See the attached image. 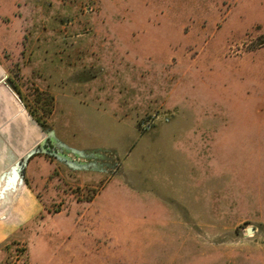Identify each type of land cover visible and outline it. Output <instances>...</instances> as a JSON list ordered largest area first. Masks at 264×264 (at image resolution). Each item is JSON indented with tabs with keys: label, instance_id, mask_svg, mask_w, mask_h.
<instances>
[{
	"label": "rangeland",
	"instance_id": "374dc122",
	"mask_svg": "<svg viewBox=\"0 0 264 264\" xmlns=\"http://www.w3.org/2000/svg\"><path fill=\"white\" fill-rule=\"evenodd\" d=\"M0 60L50 136L0 264H264V0H0Z\"/></svg>",
	"mask_w": 264,
	"mask_h": 264
},
{
	"label": "crops",
	"instance_id": "0c3cea01",
	"mask_svg": "<svg viewBox=\"0 0 264 264\" xmlns=\"http://www.w3.org/2000/svg\"><path fill=\"white\" fill-rule=\"evenodd\" d=\"M49 137L11 86L0 60V240L42 209L24 171L40 164L35 154Z\"/></svg>",
	"mask_w": 264,
	"mask_h": 264
},
{
	"label": "trees",
	"instance_id": "16d2710c",
	"mask_svg": "<svg viewBox=\"0 0 264 264\" xmlns=\"http://www.w3.org/2000/svg\"><path fill=\"white\" fill-rule=\"evenodd\" d=\"M37 121L41 124V122L37 119ZM42 125V124H41ZM44 128H45V126L44 125H42ZM49 139V138H48Z\"/></svg>",
	"mask_w": 264,
	"mask_h": 264
},
{
	"label": "water",
	"instance_id": "95a60500",
	"mask_svg": "<svg viewBox=\"0 0 264 264\" xmlns=\"http://www.w3.org/2000/svg\"><path fill=\"white\" fill-rule=\"evenodd\" d=\"M249 230L252 231V228H250Z\"/></svg>",
	"mask_w": 264,
	"mask_h": 264
}]
</instances>
